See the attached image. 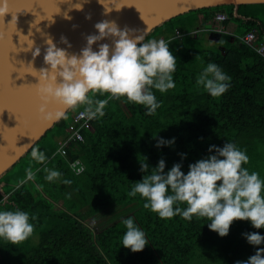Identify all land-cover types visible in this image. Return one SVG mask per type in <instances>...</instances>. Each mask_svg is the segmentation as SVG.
Masks as SVG:
<instances>
[{"label":"trees","instance_id":"trees-1","mask_svg":"<svg viewBox=\"0 0 264 264\" xmlns=\"http://www.w3.org/2000/svg\"><path fill=\"white\" fill-rule=\"evenodd\" d=\"M234 8L231 4L191 10L145 38L164 35L176 56L175 87L165 93L153 89L161 102L154 114H146L144 106L126 98L111 99L105 115L82 129L84 141L71 144L68 153L61 155L58 139L66 133L71 113L83 109L74 107L34 146L45 151L47 167L63 173L61 180L45 181V165L32 160L31 150L15 165L19 173L14 179L8 173L0 179L6 182L8 195L7 199L0 192V208H20L36 216L34 232L26 240L12 244L0 238V264H235L264 248L242 236L245 232L264 235V228L256 229L248 220H235L228 235L221 237L208 228L207 218H162L144 207L139 194H128L142 179L144 160L155 167L164 159L165 171L181 163L187 173L190 163L209 155L210 145L223 147L228 140L249 147V163L244 166L264 177V58L251 45L225 33L214 41H206L203 31L172 38L177 29L186 33L197 29L201 16L208 26L216 12L224 11L229 15L225 23L238 24L237 35L255 29L259 41L264 35V3L241 4L239 13L246 18L235 16ZM208 62L217 63L231 76V87L219 97L195 85ZM107 95L95 94L100 99ZM161 137L175 142L158 148ZM81 167L84 171L78 174ZM28 168L36 172L35 179L27 178ZM63 179L71 183L64 184ZM58 204L63 208H56ZM108 211L110 222L103 224ZM91 215L98 219L96 227L85 222ZM128 216L146 234L149 244L141 251L122 246L126 228L121 221Z\"/></svg>","mask_w":264,"mask_h":264},{"label":"clouds","instance_id":"clouds-1","mask_svg":"<svg viewBox=\"0 0 264 264\" xmlns=\"http://www.w3.org/2000/svg\"><path fill=\"white\" fill-rule=\"evenodd\" d=\"M99 2L103 4L102 0ZM64 3L70 5L68 11L73 7L82 8V4H71V0ZM7 13V0H0V17ZM64 16L71 19L67 11ZM94 27L96 33L85 37L86 44L78 53L68 51L72 45L66 36L60 37L59 43L67 45L62 48L50 35L37 30L45 38L46 45L43 48L45 66L39 69L34 67V61L41 55V46H37L33 39H29L27 47L21 46L16 52H31L32 60L27 63L21 61L20 67L38 79L34 84L38 118L56 121L65 117L66 109L83 106L81 115L89 120L99 119L105 115L109 100L121 98L144 106L146 114L151 115L161 103L153 89L165 93L175 87L176 56L170 50L169 41L162 38L146 40L144 31L136 34L137 29L121 28L115 20L104 19ZM106 38L111 43H98ZM230 81L231 76L221 66L208 62L197 75L195 85L211 96L219 97L231 87ZM96 93L108 95L100 99ZM54 105L61 108L52 110ZM174 142L175 138L167 140L161 137L156 146H170ZM208 152L209 155L190 163L187 173L182 171L181 163H174L165 171L164 159H160L155 167H150L144 160L140 168L142 179L131 186L129 196L139 194L145 201L144 207L162 218L176 215L188 221L193 216L207 218L210 221L208 228L221 237L228 235L235 220H248L254 228H264V177L244 166L250 159L247 150L228 140L223 147L210 145ZM30 155L32 160L45 165V181L54 183L61 180L63 173L59 169L46 166L48 157L45 151L31 147ZM180 155L182 158L186 156L184 153ZM83 171L81 167L78 174ZM26 176L30 180L35 179L36 172L28 168ZM62 183L70 184L71 180L63 179ZM181 204H186V207H181ZM35 220L34 214L20 208H0V238L12 244L26 240L34 232ZM121 222L126 228L122 246L133 252L143 250L149 243L134 217L122 218ZM242 236L251 245L264 244V235L259 232H245ZM235 264H264V248H257L254 255L247 260H237Z\"/></svg>","mask_w":264,"mask_h":264},{"label":"water","instance_id":"water-1","mask_svg":"<svg viewBox=\"0 0 264 264\" xmlns=\"http://www.w3.org/2000/svg\"><path fill=\"white\" fill-rule=\"evenodd\" d=\"M64 2L7 0L9 13L0 17V111L5 109L0 115V179L63 119L49 122L37 117L38 99L34 84L38 83V79L25 73L23 66L20 67L21 61L27 63L32 60L30 51L16 53L21 46L27 47L29 39L41 46V55L35 59L34 67L39 69L45 66V38L37 30L50 35L62 48L67 45L59 43L60 37L66 36L72 45L68 51L78 53L86 44L85 37L96 33L94 25L104 19L115 20L121 28L128 26L137 29L136 34L144 31L146 38L157 27L191 10L233 4L235 16L246 18L239 13V6L264 3V0H102L104 5L99 0H71V4L80 3L82 8L73 7L70 11V5ZM105 10L110 12L106 13ZM66 11L71 19L65 18ZM89 16L90 19L86 18ZM104 42L111 43L107 38L98 43ZM96 47L94 44V50ZM59 108V105L52 106V110ZM73 109H66L65 117ZM0 192L5 195L2 182Z\"/></svg>","mask_w":264,"mask_h":264},{"label":"built area","instance_id":"built-area-1","mask_svg":"<svg viewBox=\"0 0 264 264\" xmlns=\"http://www.w3.org/2000/svg\"><path fill=\"white\" fill-rule=\"evenodd\" d=\"M215 23L217 26L213 27L211 30L222 33L223 30L221 29L222 26L219 24H223L229 20V15L224 11H218L214 14ZM207 29H193L189 32H182L179 29L176 31V37H183L185 34L197 35L199 31H204ZM257 31L252 29L243 35H235L239 39L240 42H244L248 45H251L255 48V50L264 58V35L258 41L257 39ZM83 109H79L76 112L71 113V120L69 127L66 133L58 139V149L57 151L61 155H66L68 153L69 146L78 141H84V135L82 133L83 127H90L91 120L87 119L83 115H81ZM76 164V163H74Z\"/></svg>","mask_w":264,"mask_h":264},{"label":"crops","instance_id":"crops-1","mask_svg":"<svg viewBox=\"0 0 264 264\" xmlns=\"http://www.w3.org/2000/svg\"><path fill=\"white\" fill-rule=\"evenodd\" d=\"M208 22H210V24L212 22L213 25L212 24L211 25L209 24L208 26H206V24H205L206 22L204 20V17L201 16V19L199 21V26L197 28V29H204V28L207 29V30H204L203 32H200V34H202L204 32L207 34L206 37H205L206 38V41H214V40L218 39V37L220 35H222V33H225V34H227L229 36H232V37L237 34V26H238V24L236 22H234V21H229L228 23H223V24H219L218 23L219 26H222V28H221L223 30L222 33H219V32H216V31L211 30L213 27L217 26V23H215V20H214V16H212V18H210V20L207 21V23ZM175 34L172 36V38L173 37L174 38H182V37H176ZM160 38L164 39V35H159L157 37V39H160ZM5 184H6L5 181L2 182L3 188H4ZM7 197H8V195H6V198Z\"/></svg>","mask_w":264,"mask_h":264},{"label":"rangeland","instance_id":"rangeland-1","mask_svg":"<svg viewBox=\"0 0 264 264\" xmlns=\"http://www.w3.org/2000/svg\"><path fill=\"white\" fill-rule=\"evenodd\" d=\"M235 22V21H234ZM214 35V34H213ZM19 171V167H14V168H12L8 173V175H12L13 177H12V179H14L17 175H18V172ZM11 172V173H10ZM56 208H58V209H61V208H63L62 207V204H58L57 206H56ZM110 212L108 211V212H105V216H104V220H103V224L104 223H107V222H110L109 221V217H110V214H109ZM85 222L87 223V225H89L90 227L92 226V227H96L97 225H98V219L97 218H95L93 215H91V216H89L87 219H85Z\"/></svg>","mask_w":264,"mask_h":264},{"label":"bare ground","instance_id":"bare-ground-1","mask_svg":"<svg viewBox=\"0 0 264 264\" xmlns=\"http://www.w3.org/2000/svg\"><path fill=\"white\" fill-rule=\"evenodd\" d=\"M84 128V127H83ZM262 128V127H261ZM51 132V131H50ZM46 137V136H45ZM232 138V137H231ZM234 138V137H233ZM240 138V137H239ZM43 139V138H42ZM86 140V139H85ZM227 141V140H226ZM232 141V140H231ZM240 141H241V139H240ZM255 141V140H254ZM242 142V141H241ZM256 142V141H255ZM74 144V143H73ZM246 145H248V144H246ZM242 146H240V148H241ZM246 148L248 147V146H245ZM245 148V149H246ZM249 148V147H248ZM242 149H244V148H242ZM247 153H249V152H247ZM11 173V172H10ZM9 174V173H8ZM7 185V184H6ZM5 187V186H4ZM8 199V198H7ZM234 225V224H233ZM242 225V224H241ZM239 237V236H238ZM251 252V251H250ZM160 261V260H159Z\"/></svg>","mask_w":264,"mask_h":264},{"label":"snow or ice","instance_id":"snow-or-ice-1","mask_svg":"<svg viewBox=\"0 0 264 264\" xmlns=\"http://www.w3.org/2000/svg\"><path fill=\"white\" fill-rule=\"evenodd\" d=\"M58 11V9H56Z\"/></svg>","mask_w":264,"mask_h":264}]
</instances>
